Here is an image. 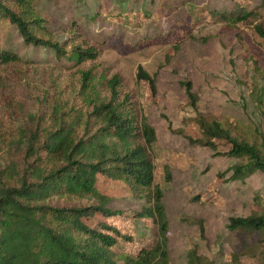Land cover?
<instances>
[{
    "label": "rangeland",
    "instance_id": "rangeland-1",
    "mask_svg": "<svg viewBox=\"0 0 264 264\" xmlns=\"http://www.w3.org/2000/svg\"><path fill=\"white\" fill-rule=\"evenodd\" d=\"M239 5L256 8V20L264 17V0H36L37 12L60 41L74 29L82 35L79 41L104 43L97 59L81 63L56 55L52 48L26 43L16 24L2 19L1 45L18 52L21 60L0 64V158L6 155L4 142L20 131L19 126L39 127L43 138L53 124V106L80 101L85 70L93 71L103 94L104 81L117 72L123 88L132 92L156 129L150 149L168 219L169 264H189L191 248L214 264H264V233L245 235L228 227L232 215L264 210V173L256 170L243 179H230L233 165L243 159L223 154L225 141L218 142L217 153L210 146L191 143L179 130L195 137L201 134L181 82L191 79L203 114L221 120L242 138L259 139V122L264 125V104L258 103L264 84V38L254 24L233 27L210 17L213 9ZM128 12L148 16L137 22ZM140 63L157 74V94L146 80L137 79ZM8 150L11 159H22L20 149ZM166 165L170 178L165 176ZM99 184L114 196L112 206L132 221L122 231L137 240L129 244L120 238L123 248L134 250L137 242L155 244L160 236L157 223L134 216L145 199L134 196L121 181L100 176ZM76 201L54 198L52 203ZM244 239L253 248L238 256L235 252Z\"/></svg>",
    "mask_w": 264,
    "mask_h": 264
},
{
    "label": "trees",
    "instance_id": "trees-1",
    "mask_svg": "<svg viewBox=\"0 0 264 264\" xmlns=\"http://www.w3.org/2000/svg\"><path fill=\"white\" fill-rule=\"evenodd\" d=\"M127 15L136 17L137 22L148 16ZM256 15V8L240 5L210 11L211 21H225L233 27L254 24L264 38V17L256 20ZM4 18L16 24L26 43L52 48L60 57L81 63L101 54L103 42L79 41L82 35L74 29L66 40L57 39L37 12L36 0H0V21ZM240 34L237 31L238 37ZM20 60L18 52L3 48L0 41V64ZM136 77L146 80L151 92L157 94V74L140 63ZM181 82L201 131L195 137L179 129L188 140L210 146L217 153L221 152L218 142L225 141L228 147L223 154L243 159L233 165L230 179H243L256 170L264 173L262 122L257 141L242 138L221 120L199 110V95L191 79ZM98 84L93 71L85 70L78 91L80 101L54 105L50 113L53 124L43 138L41 128L23 125L6 143L3 141L7 146L2 153L6 155L0 158L5 159V163L0 161V264H169L168 219L150 149L157 139L156 129L136 105L132 92L123 88L119 73L113 72L104 81L106 94ZM258 103L263 107L264 84ZM12 148L20 149V161L8 157L6 151ZM165 172L170 178L169 165ZM100 176L124 182L134 196L145 199L134 216L157 223L160 236L155 244L137 242L134 250L123 248L120 238L129 244L137 240L122 231L130 228L132 221L112 206L114 196L99 184ZM54 198L78 201L57 205L52 203ZM228 227L245 235L264 233V210L232 215ZM238 248L235 254L239 256L253 247L244 239ZM188 263L214 264L196 248L189 249Z\"/></svg>",
    "mask_w": 264,
    "mask_h": 264
}]
</instances>
